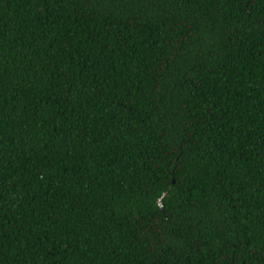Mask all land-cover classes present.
<instances>
[{
	"label": "trees",
	"instance_id": "trees-1",
	"mask_svg": "<svg viewBox=\"0 0 264 264\" xmlns=\"http://www.w3.org/2000/svg\"><path fill=\"white\" fill-rule=\"evenodd\" d=\"M0 264H264V0H0Z\"/></svg>",
	"mask_w": 264,
	"mask_h": 264
}]
</instances>
